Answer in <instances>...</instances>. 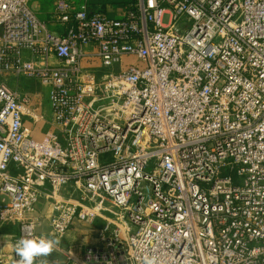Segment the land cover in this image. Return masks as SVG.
Wrapping results in <instances>:
<instances>
[{"label":"built area","instance_id":"2783aa9c","mask_svg":"<svg viewBox=\"0 0 264 264\" xmlns=\"http://www.w3.org/2000/svg\"><path fill=\"white\" fill-rule=\"evenodd\" d=\"M29 2L0 0V74L48 86L54 130L35 139L0 79L13 245L41 211L59 237L100 222L85 261L49 264H264V0H136L117 19L57 0L62 35Z\"/></svg>","mask_w":264,"mask_h":264},{"label":"crops","instance_id":"0c3cea01","mask_svg":"<svg viewBox=\"0 0 264 264\" xmlns=\"http://www.w3.org/2000/svg\"><path fill=\"white\" fill-rule=\"evenodd\" d=\"M57 0H30L29 6L37 18L41 21H47L49 23V28L58 34H64L65 27L61 26L55 20L53 16L54 4ZM74 5L85 4L90 13L100 12L109 18H123L126 12V8L131 4H119L117 1L105 0H71ZM135 2V1H134ZM133 2V3H134ZM43 4L49 9L47 14H40L37 4ZM88 52H95L96 47L93 45H88L85 47ZM29 56L25 54L27 59ZM50 65L57 67L62 65V62L56 57H49ZM94 67L96 68V73L98 77H101L105 70L103 67L100 68V64L94 62ZM117 72V67L113 69ZM0 79L6 81L9 86L20 96V98H28V108L29 110H35L34 114H38V120H34L30 115L24 118L25 127L29 130V133L35 139H42L48 132L54 130L52 121V111L49 101V89L48 92L44 88L39 87L42 83L38 79L28 78L26 76H2L0 74ZM42 86V85H41ZM0 205L3 200H7L6 196L0 194ZM40 205L38 206L39 209ZM36 224V235L46 236L50 238H56L60 240V244L55 248V250L47 257L43 258L46 264L65 262L69 258H73L79 261L86 260V250L88 248L97 247L99 244L97 238V228L100 222H97L94 226L75 222V224L68 230V232L62 236H56L50 227L49 218L41 211H38L32 215ZM20 234V224L10 223L5 224L0 229V257L10 259L14 253L13 242L16 237Z\"/></svg>","mask_w":264,"mask_h":264},{"label":"clouds","instance_id":"9594fccd","mask_svg":"<svg viewBox=\"0 0 264 264\" xmlns=\"http://www.w3.org/2000/svg\"><path fill=\"white\" fill-rule=\"evenodd\" d=\"M60 244V240L46 236H21L13 245L17 264H46L43 258L49 256ZM143 264H159L156 256H146Z\"/></svg>","mask_w":264,"mask_h":264},{"label":"rangeland","instance_id":"374dc122","mask_svg":"<svg viewBox=\"0 0 264 264\" xmlns=\"http://www.w3.org/2000/svg\"><path fill=\"white\" fill-rule=\"evenodd\" d=\"M96 1H98V0H96ZM99 1L104 2L105 0H99ZM112 1H117V3H119V4H126L127 5V4L132 3V2H134L136 0H110V2H112ZM37 6H38L37 8H38L40 14H42V15L47 14V11L49 9L47 6H45L43 4H40V3L37 4ZM164 24L165 25H169L170 24L169 14H166L165 15V17H164ZM100 68H101V66H100ZM41 85L39 87L44 88L45 90L49 89L47 85H44V84H41ZM46 92H48V90Z\"/></svg>","mask_w":264,"mask_h":264},{"label":"trees","instance_id":"16d2710c","mask_svg":"<svg viewBox=\"0 0 264 264\" xmlns=\"http://www.w3.org/2000/svg\"><path fill=\"white\" fill-rule=\"evenodd\" d=\"M133 3V2H132Z\"/></svg>","mask_w":264,"mask_h":264}]
</instances>
